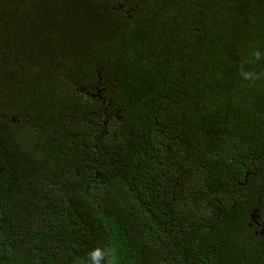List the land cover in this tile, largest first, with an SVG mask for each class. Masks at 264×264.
<instances>
[{
    "label": "trees",
    "instance_id": "obj_1",
    "mask_svg": "<svg viewBox=\"0 0 264 264\" xmlns=\"http://www.w3.org/2000/svg\"><path fill=\"white\" fill-rule=\"evenodd\" d=\"M241 64L264 0H0V264H264Z\"/></svg>",
    "mask_w": 264,
    "mask_h": 264
},
{
    "label": "clouds",
    "instance_id": "obj_2",
    "mask_svg": "<svg viewBox=\"0 0 264 264\" xmlns=\"http://www.w3.org/2000/svg\"><path fill=\"white\" fill-rule=\"evenodd\" d=\"M253 56L256 60H259L261 59L262 54L259 50H254ZM251 62H252L251 60L247 61V63H251ZM240 75L243 76L244 79L246 80L253 81V83H255L256 80H260L264 78V73H255L251 71H245L243 64H241L240 66ZM111 251L113 253L112 249ZM102 252H103V249L101 247H97L89 254L90 258L92 259V264H99V259L101 258ZM113 259H114V256L112 255L109 260V264H113Z\"/></svg>",
    "mask_w": 264,
    "mask_h": 264
}]
</instances>
